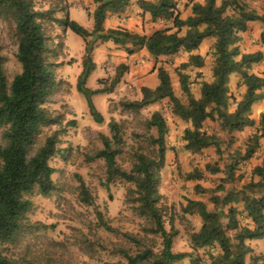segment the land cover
<instances>
[{
    "label": "trees",
    "instance_id": "16d2710c",
    "mask_svg": "<svg viewBox=\"0 0 264 264\" xmlns=\"http://www.w3.org/2000/svg\"><path fill=\"white\" fill-rule=\"evenodd\" d=\"M89 1L94 5L91 31L70 19L67 13L53 20L84 42L81 71L75 87L84 97L94 122L101 123L103 116L95 108L91 97L110 93L125 68L123 64L118 65L107 87H86V79L94 68L92 52L97 41L145 49L155 59L182 50L188 56L181 67L199 68L203 66L204 59L196 50L204 39L211 38L214 54L211 80L200 84L198 98L192 97L189 92L188 75L179 72V86L186 95V102H181L173 93L169 74L159 67L156 70L157 85L152 89L142 86L139 100L122 101L121 105L138 111L151 103L167 99L171 114L190 125L183 130L182 140L184 148L191 153L211 146L218 150L217 135L203 129L206 120L213 121L217 132L226 135L255 126V133L245 149V158L252 155L259 140L264 139V114L256 123L251 118L253 104L264 98V73L255 74L251 68L263 59V53L260 50L241 53L238 42L240 34L247 31L248 24L258 21L263 24L258 41L264 48V13L246 11L235 4L234 11L228 14L226 0L219 4L216 0H204L203 3L188 0L191 14L181 19L174 0H139L138 5L143 13L171 24L145 35L131 33L122 27L104 29L106 17L122 13L131 0ZM51 14V10H36L33 0H0V19H11L15 25L16 59L20 65V72L8 82L0 54V264H17L3 255L1 246L11 242L22 228L23 219L31 207L25 195L36 189L39 195L48 196L55 189L52 180L54 170L49 165V159L56 151L59 135L64 129L61 127V116L45 107L48 97L58 85L54 74L56 64L48 60L49 48L43 32V20L52 19ZM183 27L185 32L180 34ZM232 75L238 76L236 86L243 91L234 100L233 109H230L229 78ZM107 125L109 136L100 135L102 148L91 158L103 160L107 180L117 177L133 184L134 188L129 189L127 199L133 212L143 218V232L160 236L161 249L155 252L145 245L146 235H126L135 250L121 251L124 261H104L101 264H177L186 257L190 260L189 264H200L199 258L193 257L191 252L201 248H210L207 251V264H261L255 255H250L248 262L246 257L251 253L249 242L264 238V158L253 168V175L258 178L256 181L248 182L239 190L223 191L222 185H219L218 190L221 189L223 194L211 195L210 207L203 200H186L182 212L198 217L200 226L187 234L190 251L173 252L172 242L178 231L172 225L168 230L164 228L163 195L159 192L160 171L166 155L164 138L167 126L164 118L160 113L153 112L147 119L146 128H155L156 135H146V145L137 141V146L131 151V168L128 171L116 163L120 146L123 145L121 126L113 120ZM52 126H58V129L44 131ZM232 169L233 164H230L229 177ZM216 171L215 168L211 169V172ZM198 177L200 175L187 176L188 179ZM79 195L83 203H90V196L82 181ZM97 216L100 224L106 230H111L99 213ZM211 249H216L215 253Z\"/></svg>",
    "mask_w": 264,
    "mask_h": 264
},
{
    "label": "rangeland",
    "instance_id": "374dc122",
    "mask_svg": "<svg viewBox=\"0 0 264 264\" xmlns=\"http://www.w3.org/2000/svg\"><path fill=\"white\" fill-rule=\"evenodd\" d=\"M221 1L216 0V3ZM226 1L228 14L234 11L235 4L246 11L264 13V0ZM174 2L181 19L191 14L188 0ZM33 3L36 10L52 11V19L43 20V32L49 48L48 60L56 64L54 74L58 85L48 97L45 107L53 114L61 116L64 132L59 135L56 151L49 159V165L54 170L52 180L55 189L48 196L39 195L36 189L25 195L31 202L30 210L14 239L1 246L3 255L17 264H101L104 261H124L121 251L135 250L126 235H146L145 245L158 252L161 249L160 236L143 232V218L133 212L127 199L129 189L134 188L133 184L117 177L107 180L103 160L91 158L102 148L100 135L109 136L107 124L113 120L120 124L123 138L116 163L128 171L131 168V151L137 146V141L146 145V135H156L155 128L147 129L145 125L153 112L160 113L167 126L164 138L165 163L160 171L159 181V192L163 195L161 205L165 211L164 228L168 230L172 225L178 231L172 242L173 252L190 251L187 234L196 230L199 222L195 215H185L182 212L186 200H203L210 207L211 195L221 196L224 189L239 190L248 182L256 181L258 178L253 175V168L264 158V139H260L252 155L245 158V149L255 133V126L245 128L237 136H230L220 134L216 124L206 120L203 129L217 135L218 150L211 146L198 153H191L184 148L182 140L183 130L190 125L171 114L167 99L151 103L138 111L124 108L121 102L139 100L142 86L154 88L158 83L156 70L159 67L169 74L173 93L181 102H186V95L179 86V72L188 75L189 92L192 97L198 98L200 84L211 80L213 39L207 38L196 50L204 59L203 66L199 68L181 67L188 56L182 50L155 59L145 49L121 46L111 41H97L92 52L94 68L86 79V87H107L118 65L123 64L125 68L118 84L110 93L91 97L95 108L103 116V121L96 123L88 113L84 97L75 87L76 78L81 71L84 42L81 37L62 28L53 20L62 18L67 13L70 19L91 31L94 5L89 0H33ZM136 15L141 14L137 12ZM170 25L164 19L149 17L143 19L142 24L135 23L137 29H125L131 33L148 35L156 29ZM262 28L263 24L258 21L248 24L247 31L240 34L238 42L241 53L258 49L259 41L256 37ZM184 32L185 27L180 34ZM131 49L132 52H129ZM16 52L14 22L3 17L0 19V54L8 82L20 72ZM251 72L258 75L264 73V58L252 66ZM237 80V75L229 78L230 109H233L234 100L243 91L236 86ZM262 93L264 95V88ZM261 114H264V98L252 106L251 117L255 123ZM56 129L58 126H52L44 131ZM230 164H233V169L229 177ZM212 168L217 171L211 172ZM188 175L200 177L188 179ZM80 181L84 183L90 196L88 204L80 199ZM219 185H222L220 187L223 191L218 190ZM97 213L111 230H106L100 224ZM242 222L246 223L243 219ZM249 246L251 253L246 257V262L250 255H255L264 264V238L250 241ZM208 249L210 248H201L191 254L199 258L200 264H207ZM211 251L215 253L216 249ZM189 262L186 257L177 264Z\"/></svg>",
    "mask_w": 264,
    "mask_h": 264
},
{
    "label": "crops",
    "instance_id": "0c3cea01",
    "mask_svg": "<svg viewBox=\"0 0 264 264\" xmlns=\"http://www.w3.org/2000/svg\"><path fill=\"white\" fill-rule=\"evenodd\" d=\"M138 1L139 0H131L130 1V4L127 6V8L122 13H119V14H109L106 17V19H105V21L103 23L104 29H111V28L122 27V28H126V29H129V30H134L135 23H138L139 22L140 24H142L143 19H148L150 16H149L148 13H143L142 9L138 5ZM145 1H154V0H145ZM137 12H140V14L142 16L141 15L140 16H137L136 15ZM135 29H137V28H135ZM259 34L256 37L257 40L259 39ZM204 40H206V39H204ZM257 50L262 51L263 58H264V48L259 45ZM251 110H252V108H251ZM237 134H239V133L237 132V133H234V134H232L230 136H237ZM197 221L199 222V224L196 227V230L200 226V221H199V218L198 217H197Z\"/></svg>",
    "mask_w": 264,
    "mask_h": 264
}]
</instances>
